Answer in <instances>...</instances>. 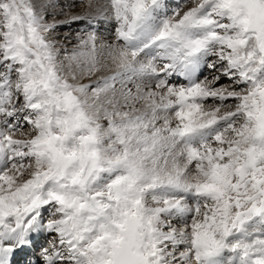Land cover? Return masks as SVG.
<instances>
[{"label": "snow or ice", "instance_id": "obj_1", "mask_svg": "<svg viewBox=\"0 0 264 264\" xmlns=\"http://www.w3.org/2000/svg\"><path fill=\"white\" fill-rule=\"evenodd\" d=\"M76 6L0 0V264H264V0Z\"/></svg>", "mask_w": 264, "mask_h": 264}, {"label": "rangeland", "instance_id": "obj_2", "mask_svg": "<svg viewBox=\"0 0 264 264\" xmlns=\"http://www.w3.org/2000/svg\"><path fill=\"white\" fill-rule=\"evenodd\" d=\"M58 2L61 5H64V4L77 5L76 7L72 8L73 14L85 11V9L83 7L79 6L80 0H58ZM101 2H102V0H101ZM64 18L65 17H63V16H58V19H64ZM83 27H84L83 22H81L79 24L65 25L64 27H62L58 31L57 39L61 43L66 44L67 47L69 48V50H71L72 47L76 43L77 32L80 31ZM114 27H115L114 24H108V23L101 22V24L99 25V31L104 37L111 38V36L113 34ZM85 82H87V81H85Z\"/></svg>", "mask_w": 264, "mask_h": 264}]
</instances>
